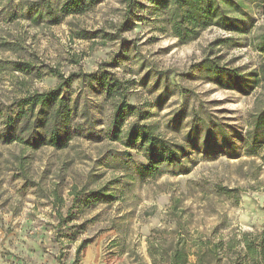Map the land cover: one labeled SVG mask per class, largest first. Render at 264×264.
I'll list each match as a JSON object with an SVG mask.
<instances>
[{"label": "rangeland", "instance_id": "obj_1", "mask_svg": "<svg viewBox=\"0 0 264 264\" xmlns=\"http://www.w3.org/2000/svg\"><path fill=\"white\" fill-rule=\"evenodd\" d=\"M33 1L0 0V59L32 67L29 74L1 68V109L54 88L59 74L107 73L124 83L125 101L134 106L123 113L121 129L137 122L183 142L193 124L200 130L201 120L218 122L240 147L249 115L264 107V82L257 79L264 53L255 46L264 34V3L242 4L238 31L210 27L180 43L164 14L146 0H137L141 6L124 27L122 0H98L57 24L24 18L23 6ZM203 62L238 78L214 83ZM78 81L68 92L86 101L102 129L111 100L98 85L90 89ZM202 140L199 131L195 148L187 145L182 169L167 167L146 179L101 164L109 149L127 150L135 163L145 162L103 133L99 140L72 136L60 148L0 140V264H151L149 250L163 253L172 240L189 243L219 224L215 238L260 232L264 151L229 156L204 151ZM218 186L225 191L218 193ZM100 188L109 201L85 198Z\"/></svg>", "mask_w": 264, "mask_h": 264}, {"label": "trees", "instance_id": "obj_2", "mask_svg": "<svg viewBox=\"0 0 264 264\" xmlns=\"http://www.w3.org/2000/svg\"><path fill=\"white\" fill-rule=\"evenodd\" d=\"M146 1L155 11L164 14V22L170 35L180 43L195 39L201 31L210 27L238 31L240 28L237 14L242 13V4L264 3V0ZM97 2L98 0H35L23 6V17L33 23L45 20L50 24H57L64 16L79 14ZM122 3L125 9L120 26L124 27L126 21H130L133 9L141 4L137 0H122ZM97 33L99 32H93L92 35ZM255 44L256 48L264 53V34L256 37ZM202 66L211 74L214 83H220V78H238L234 72L223 71L207 62H203ZM5 67L26 74L32 69L28 62L0 59V70ZM257 76L255 75L256 78ZM59 78L60 81L54 88L18 97L3 109L0 108V140L16 141L29 146L44 144L60 148L72 136L99 140L103 133L107 140L119 142L124 148L135 149L145 162L135 163L127 150L109 149L100 158L101 164L120 168L138 179L155 177L167 167L182 169L180 158L186 154L187 145L195 148L193 140L198 138L199 131L203 135L201 148L207 152L229 156H238L243 152L246 156H252L258 149L264 151V107L249 115L240 147L232 142L220 123L212 122L208 125L203 120L200 121V130L197 129V123L193 124L185 134L183 142H174L154 134L148 125L137 122L121 129L122 116L134 111V106L125 101L126 87L121 80L108 78L107 73L96 75L80 72L71 73L65 78L59 74ZM75 78L79 80L81 87L94 89L93 84L98 85L99 92L111 100V117L102 129H99L98 121L86 101L80 103L79 95L71 97L68 92ZM257 79L264 82V64L261 65ZM102 191L100 188L84 197L90 201H109L110 196ZM224 191V188L217 187L218 193ZM232 191L227 190L225 193L230 194ZM221 226L222 224L213 226L212 233L206 236L198 235L189 243L185 238L174 239L163 253L149 250L151 264H264V225L258 233L238 231L228 232L226 236L219 233L215 238L216 230ZM190 248L195 249L191 252Z\"/></svg>", "mask_w": 264, "mask_h": 264}]
</instances>
